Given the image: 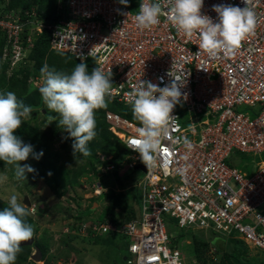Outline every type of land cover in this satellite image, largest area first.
I'll list each match as a JSON object with an SVG mask.
<instances>
[{
    "label": "built area",
    "instance_id": "1",
    "mask_svg": "<svg viewBox=\"0 0 264 264\" xmlns=\"http://www.w3.org/2000/svg\"><path fill=\"white\" fill-rule=\"evenodd\" d=\"M141 2L132 10L119 0H58L52 18L40 17L34 7L25 19L18 12L0 13V34L6 40L3 59L22 65L27 49L48 31L50 49L80 62L92 60L93 67L105 72L111 68L113 87L106 96L111 102L129 105L128 93L139 81L164 87L171 83L169 72L185 77L181 92L186 98L177 105H183L188 127L180 121L176 105L171 113L176 118L161 140L153 168L147 169L139 154L127 147L139 123L105 112L109 129L127 150L124 165L145 166L131 184L139 192V206L128 221L117 224L106 218L83 224L81 232L126 235L125 264H199L195 257L187 259L176 242L181 229L232 235L264 252V164L246 175L226 162L234 149L264 152V0H251L254 34L232 53L215 56L199 48L197 35L186 37L168 21V0H150L159 3L165 15L150 29L138 28L134 18ZM214 5L244 7L243 0H204L201 13L213 22H218ZM240 107L247 110L238 111ZM198 114L207 117L199 131V121L192 119ZM112 167L108 163L107 168ZM101 190L94 183L85 198Z\"/></svg>",
    "mask_w": 264,
    "mask_h": 264
},
{
    "label": "clouds",
    "instance_id": "2",
    "mask_svg": "<svg viewBox=\"0 0 264 264\" xmlns=\"http://www.w3.org/2000/svg\"><path fill=\"white\" fill-rule=\"evenodd\" d=\"M203 2L204 0H168L166 16L168 21L186 37L197 35L200 41L199 48L209 55L215 56L220 51L232 53L239 48L243 40L254 34L256 15L251 7V0H243L242 8L214 5L212 10L217 13L218 22H213L211 17L201 13ZM119 3L127 7L128 0H119ZM162 15H165V12L159 3L143 0L134 19L138 28L150 29L160 22ZM40 72L43 77V84L39 88L41 98L49 110L59 114L58 126L72 138L73 154L90 156L88 143L97 135L95 112L107 107L105 97L111 94L113 87L111 68L105 72L100 67H94L89 72L87 64L81 59L70 73L50 70L46 64L41 67ZM168 75L171 77V83L164 87L149 81H139L128 93L132 116L140 126L127 147L139 154L147 169L156 166L155 154L176 118L171 113L180 103L182 96L186 98V94L181 92L185 77L170 72ZM107 110L109 109L105 112ZM31 112L32 107L18 100L14 92L0 93V161L12 166L15 176L21 180H25L26 172H33L34 169L27 164L21 166L19 162L27 160L30 155L35 159L43 155L42 151L34 153L31 144L24 143L15 135L16 130L30 117ZM183 144L189 149L192 147L187 138H184ZM28 209L26 204L19 201L18 194L13 193L7 200V207L0 211V264H15L21 251V242L33 238V226L25 219L30 214ZM134 212L136 213V209ZM208 234V232L204 234L205 238ZM175 240L178 241L177 238ZM183 241L178 242L179 246ZM187 242L190 243V240ZM213 248L215 247H208L207 250L212 251ZM187 255V259L194 258L190 253ZM197 261L200 264L199 260Z\"/></svg>",
    "mask_w": 264,
    "mask_h": 264
},
{
    "label": "rangeland",
    "instance_id": "3",
    "mask_svg": "<svg viewBox=\"0 0 264 264\" xmlns=\"http://www.w3.org/2000/svg\"><path fill=\"white\" fill-rule=\"evenodd\" d=\"M7 1L8 0H0V13L3 12L2 9ZM63 69L64 68H61L60 71L65 72ZM18 71L19 68L17 66L10 64L6 70V75L10 76L13 73H18ZM18 75L23 76L24 71ZM27 82L28 93L35 89L39 91L38 89L43 84V77H31L28 78ZM41 101L38 107H32V110L36 109L35 114L33 116L30 115V117L24 121L29 122L39 132L51 133V136L50 139L48 138L46 140L45 138L42 142V145L45 146L44 148H42L41 145L37 146V142H29V144L33 146V152L36 154L40 153L39 151L41 149L42 151H44V149L49 151L52 149L54 155L49 152L48 156L61 158L67 180H56L57 183H55L57 187L48 185L40 176L44 166L36 165V162L33 160V155H30L27 160L19 162L21 166L27 164L34 169L33 172L25 173V180L18 179L15 176L12 166L6 164L0 165V201L7 207V200L11 194H18V199L22 203H24V196H27L30 203L27 205L30 214L25 219L33 226V238L35 240L31 250L32 252L34 251L36 242H41L39 239L42 235L45 234L47 237L50 235L48 252L46 254V256H50L48 260L44 259L47 264H124V257L129 255V240L127 236L117 234V236L112 237L106 234L98 237L96 242L93 243H91L92 241H82L79 238H73L67 242L68 239L66 236L73 235L69 233L71 232L69 230L70 227L67 226L72 221V218L67 216L69 212H73L76 209L84 210V208H94L93 213L88 210L90 212L89 214L93 217L100 218L106 211L109 210L112 212V209H114L109 201H102L101 203H97L96 201L90 202L89 198H85L89 192L85 188L88 187L89 181L97 174V167L102 166L100 161H107L113 155L111 152L105 153L102 149L107 148L110 142H112V147L114 145L115 147L118 146V143L112 137H109L108 141L95 137L97 139L94 138L92 141H97V146L95 147L97 157L95 158L96 160L99 159V162H90L81 155H74L71 147L73 143L72 138L69 137V134L64 129L58 126V120L60 119L59 114L49 110L42 98ZM183 110V105H177L176 112L179 113L180 121L185 127H188L187 115L186 113H182ZM246 110V107H240L238 111L245 112ZM205 118L207 117L202 114L193 116L192 119L194 122L199 121L198 125L195 123L197 131L200 129L201 121ZM100 120L104 122L103 118ZM100 120L98 119L96 123H101ZM92 141L88 143L89 148ZM66 142H68V145L66 148H63ZM226 162L230 166L237 167L246 175H251L259 165L264 164V152H240L234 149ZM92 164H94L95 170L92 169ZM125 169L128 170L127 167L124 169L121 167L119 170L121 171L120 181L125 179L126 176L128 177V175L137 178L143 175L142 171L138 169L131 170L130 173L132 174L124 172ZM109 176L110 175H96L95 181L99 182L103 187H113L115 185L114 180ZM49 177L52 178L50 175L48 178ZM131 184L128 182V184L118 188H124L123 191L128 199L127 204L137 210L139 206V192L130 187ZM58 190L63 194L57 195L55 192ZM117 191L119 190L117 189ZM99 199L100 197L97 200ZM173 228L176 229V226H173ZM206 232L212 231L209 229L206 230ZM215 233L220 235V233ZM44 239L47 241L46 237H44ZM218 239L220 238L213 237L212 233H209L206 238H202L203 241L209 244L208 247H212L211 243L217 242ZM187 240L189 239L184 240L182 245H187ZM210 240L212 242H210ZM182 251H184L186 255L190 253L184 248H182ZM217 252H219L218 249L213 248L212 251L207 250L205 256L215 261L214 256H216ZM245 252L246 253L241 257L243 264H264V252L252 247H248ZM20 253L21 256L24 255L23 251ZM190 255L192 254L190 253ZM27 260L31 259L28 257L26 261ZM44 260L35 263L41 264Z\"/></svg>",
    "mask_w": 264,
    "mask_h": 264
},
{
    "label": "trees",
    "instance_id": "4",
    "mask_svg": "<svg viewBox=\"0 0 264 264\" xmlns=\"http://www.w3.org/2000/svg\"><path fill=\"white\" fill-rule=\"evenodd\" d=\"M58 0H8L7 3L4 5L3 13L4 12H18L22 19L27 18L28 13L30 12V8L34 7L40 17L43 18H52L54 16V13L56 11ZM138 0H128V5L132 10L136 9ZM49 40H50V33L48 31H43L37 39L34 41L31 48L27 49V56L25 59V63L21 66H17L19 68L18 73H13L10 76L6 75V70L8 69V66L11 64V59L6 58L2 59L3 55V49L6 44L5 36L0 34V93L12 91L16 94L18 100L23 101V103L26 106L31 107H38L40 105L41 96L39 95V91H36L37 89L31 91L28 93V87H27V80L31 77H42L40 69L43 65H48L49 69H55L56 71H60L61 68H64L63 70L65 73H70L72 69L75 67L77 63L80 61L76 59L74 56L50 49L49 47ZM25 44V43H24ZM87 66L89 72L91 71L93 67V61L92 60H86L84 61ZM24 71V75H18L19 73H22ZM39 90V89H38ZM106 108L98 109L95 112V119L98 121L101 118H103L104 122L101 121V123H96V132L97 138L104 139L105 141H108L109 137H112L116 140L118 143V146L115 147V145L112 147V142L108 144L109 146L107 148H103L102 150L105 153L111 152L113 155L110 157L107 161H100L102 166L97 167V174L99 176H108L111 177L114 180V186L112 187H102L101 192L98 195H93L92 197H89V201H96L97 203H101L102 201H109L114 207L111 211H106L102 217L96 218L91 216L89 211L93 213L94 208H84V210L76 209L73 212H69L67 214L68 217L72 218L71 223H69V230L71 234L73 235H66L67 236V242L73 238H79L82 241L86 242H96L97 238L109 234L110 236H117L119 235L118 232L115 231H108L103 234H96L94 236H89L86 234H83L81 232V228L83 224L91 223L95 221H106L107 219H110L111 221H114L117 224H121L125 221L130 220L132 217H134L135 212L134 208L130 207L127 204V197L122 190L123 188H118L121 186H124L130 182V184L134 183L136 180H138L137 177L129 176L128 178L126 176L125 179H120V173L119 171L122 167V169L126 168L127 166L124 165V158L127 154L126 148L123 146L121 141L108 129V123L104 119V113L106 109L112 110L114 112L119 113L121 116L129 118L135 123H139L136 121L132 116V110L131 105H123L118 102H111L106 97ZM36 112V109H33L31 112V116H33ZM15 135H17L22 141L26 144L37 142L36 145H41L42 148L45 146L42 145V142L49 138L51 136V133H43L39 132L34 126H32L29 122L23 121L22 125L19 129L16 130ZM95 138V139H97ZM68 145V142L63 145V148H66ZM90 148H88L91 151V155L84 157L85 159H88L90 162L95 161L99 162V159L96 160L95 157V147L97 146V141L90 144ZM109 148V149H108ZM42 149L39 151L41 152ZM43 155L39 159H35L33 157V160L36 162V165H43L44 168L41 171V178L51 187H57L56 183L57 181H63L67 178L65 174V169L62 166L61 158L59 157H51L48 156L49 152L54 155V151L52 149L46 150L44 149ZM78 155H81L79 153H76ZM82 156V155H81ZM113 165V167L107 168L108 163ZM4 164L3 161H0V165ZM128 168V167H127ZM92 169L95 170L94 164H92ZM133 169H125L124 172L130 173ZM132 174V173H130ZM52 176V178H48V176ZM95 175V176H96ZM95 176L93 179H91L88 183V187L85 188L87 191L92 190V185L94 183H99L95 181ZM57 178V179H56ZM57 180V181H56ZM67 180V179H66ZM56 182V183H55ZM100 184V183H99ZM101 185V184H100ZM84 189V190H85ZM117 189L119 191H117ZM57 195H61V191L55 192ZM100 197L99 200H97ZM3 202L0 201V211L4 209ZM89 210V211H88ZM26 222L29 223V221L26 219ZM73 232V233H72ZM213 234V237L220 239L217 240V242L211 243L212 246L215 247V249H218L219 252H217L216 256H214L215 261L213 259L205 256V253L208 249L209 244H207L205 241L202 240V238H205L203 231H195V230H179L177 234V243L181 240L189 239L190 243L187 245H180L181 248L187 249L197 260H199L200 264H243L241 261L242 255H244L248 249V246L244 241L241 239H238L232 235H226L221 234L218 235L214 231L211 232ZM44 237L47 238V241L44 239ZM91 238V239H90ZM41 242H36L34 246L38 247L41 251L42 260L46 259L48 260L49 256H46L48 252V242L50 241V235L45 236L42 235L40 237ZM220 240V241H219ZM209 241V240H208ZM210 242H212L210 240ZM35 243V240L33 241ZM31 246L25 245L21 246V251H23L24 255L21 256V251L18 253L15 264H40L35 263L32 260L26 259L30 256L32 253ZM126 257V256H125ZM124 257V259H125ZM46 260L43 261L41 264H47ZM247 262V261H246ZM125 264V260H124Z\"/></svg>",
    "mask_w": 264,
    "mask_h": 264
},
{
    "label": "water",
    "instance_id": "5",
    "mask_svg": "<svg viewBox=\"0 0 264 264\" xmlns=\"http://www.w3.org/2000/svg\"><path fill=\"white\" fill-rule=\"evenodd\" d=\"M136 168L140 169V170H143V171L145 170V166L144 165H138ZM23 200H24V203L26 205L30 204L28 199H27V196H24ZM33 241H34V238H32L31 240L26 241V242H21V246H25V245L31 246L33 244ZM41 256L42 255H41L40 249L38 247H35L34 248V253H31V255H30V259L33 260L34 262H37V261L41 260Z\"/></svg>",
    "mask_w": 264,
    "mask_h": 264
}]
</instances>
